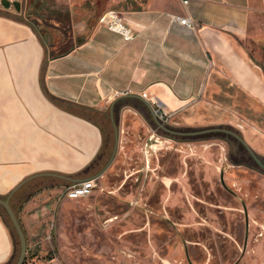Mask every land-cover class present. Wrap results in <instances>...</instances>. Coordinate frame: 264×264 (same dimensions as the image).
<instances>
[{"label": "crops", "instance_id": "1", "mask_svg": "<svg viewBox=\"0 0 264 264\" xmlns=\"http://www.w3.org/2000/svg\"><path fill=\"white\" fill-rule=\"evenodd\" d=\"M105 7L118 12L134 39L125 41L100 16L83 20L75 24L82 43L45 66L34 28L0 13V196L39 173L91 177L104 131L79 109L103 113L145 103L125 93L147 100L146 92L182 126H235L264 156V65L246 46L251 37L264 39V0H106ZM175 16L190 17L194 27ZM44 179L61 183L30 192ZM64 182L76 183L42 174L14 192L11 204L26 235L44 223L45 200ZM15 251L0 211V264Z\"/></svg>", "mask_w": 264, "mask_h": 264}, {"label": "rangeland", "instance_id": "2", "mask_svg": "<svg viewBox=\"0 0 264 264\" xmlns=\"http://www.w3.org/2000/svg\"><path fill=\"white\" fill-rule=\"evenodd\" d=\"M18 1L20 10L0 0V13L34 28L44 44V66L76 45V23H90L107 10L106 0ZM246 46L264 65V39L251 37ZM132 103L113 110L119 145L93 191L70 198L63 188L46 198L49 209L44 223L27 235L24 264H264V169L245 159L249 153L235 136L191 135L202 128L182 126L178 117L163 121L178 131L170 133L145 103ZM79 111L104 131L89 174L95 175L113 152L112 110ZM52 183L61 182L44 179L30 192ZM0 209L14 234L16 251L8 264H15L19 237Z\"/></svg>", "mask_w": 264, "mask_h": 264}, {"label": "water", "instance_id": "3", "mask_svg": "<svg viewBox=\"0 0 264 264\" xmlns=\"http://www.w3.org/2000/svg\"><path fill=\"white\" fill-rule=\"evenodd\" d=\"M1 3L4 7L6 8H10L12 5H14L16 7L17 10L21 9V3L18 0L12 1V0H1ZM84 40V37L79 36L77 38V44H81L82 41ZM122 96H134L137 97L139 99H142L146 105L149 107L150 111L152 112V114L154 115V117L156 118V121L158 122V124L166 129L167 131L171 132V133H176L178 131L172 130L170 128H168L162 120H160L154 113L153 107L150 104V102L148 100H145L142 98V96L135 94V93H125ZM116 101V100H115ZM114 101V103H115ZM113 103V104H114ZM111 117H112V121H113V125H114V131H115V143H114V148H113V152L111 154V157L108 161V163L105 165V167L98 172L95 175H92L91 177H85V178H76V177H71V176H65V175H61L58 173H39L36 175H32L28 178H26L25 180H23L19 185H17L8 196L3 197L0 196V206L5 210V212L7 213L11 224L13 225V228L15 230V232L17 233L18 237H19V241H20V254L19 257L16 261L15 264H24L25 259H26V255H27V251H28V241H27V235L25 232V229L18 217V214L16 213V211L14 210L12 204H11V197L14 194V192L21 186L23 185L26 181H28L29 179H31L34 176L37 175H42V174H46V175H54V176H58V177H62L64 179L70 180L72 182H80V181H84L85 179H90V178H94L97 179L100 175H102L106 169L109 167V165L112 163L115 154L117 152L118 149V145H119V128H118V123L115 121L114 119V114H113V108H112V112H111ZM218 131H224V132H228L231 135L235 136L247 149L248 151L254 156V158L262 164V161L260 160V158L257 156V154L254 152V150L250 147V145L246 142V140L244 139L243 136H241L239 133L231 130V129H227L224 127H207L201 130H196V131H190L188 132V134L191 135H197V134H203V133H211V132H218ZM223 180V179H222ZM224 182V180H223Z\"/></svg>", "mask_w": 264, "mask_h": 264}, {"label": "built area", "instance_id": "4", "mask_svg": "<svg viewBox=\"0 0 264 264\" xmlns=\"http://www.w3.org/2000/svg\"><path fill=\"white\" fill-rule=\"evenodd\" d=\"M174 19L179 20L182 24L188 27H194L193 21L190 17H179L175 16ZM99 21L102 22L107 28L113 30L117 33H120L125 41H131L135 38V33L131 27L126 25L122 19V17L118 14V12L114 9L107 10L104 12ZM143 97H145L153 107L155 115L162 121L168 120L170 118V113L165 110L162 103L148 96L146 92L143 93ZM96 186V179L90 178L81 182L73 183L67 186L64 190L66 195L70 198H78L82 196L89 195Z\"/></svg>", "mask_w": 264, "mask_h": 264}, {"label": "flooded vegetation", "instance_id": "5", "mask_svg": "<svg viewBox=\"0 0 264 264\" xmlns=\"http://www.w3.org/2000/svg\"><path fill=\"white\" fill-rule=\"evenodd\" d=\"M169 128V127H168ZM194 131H196V130H194ZM218 132H222V133H225V134H230V133H228V132H224V131H218ZM171 133V132H170ZM243 145V144H242ZM243 147L246 149V151L249 153V156H247V157H245V159H248V161L250 160V161H253V162H255L257 165H259V166H261L263 169H264V160H261L262 161V164L261 163H259L255 158H254V156L248 151V149L243 145ZM235 158V160L236 161H244V160H241V159H239V157H234Z\"/></svg>", "mask_w": 264, "mask_h": 264}, {"label": "trees", "instance_id": "6", "mask_svg": "<svg viewBox=\"0 0 264 264\" xmlns=\"http://www.w3.org/2000/svg\"><path fill=\"white\" fill-rule=\"evenodd\" d=\"M73 47H74V45L73 46H71L70 48H68V49H65V50H62V51H60L59 53H57V54H53L52 55V57H58V56H62V55H65V54H67L69 51H71L72 49H73ZM53 97V96H52ZM53 99L54 100H56L57 102H60L61 100L60 99H57V98H55V97H53ZM48 187L49 186H51V185H47ZM53 186V185H52ZM39 190V189H38ZM34 192H37V191H34ZM33 192V193H34ZM32 193V194H33ZM0 211H1V209H0ZM9 224V223H8ZM10 225V224H9ZM50 258H53V256L52 255H50Z\"/></svg>", "mask_w": 264, "mask_h": 264}]
</instances>
